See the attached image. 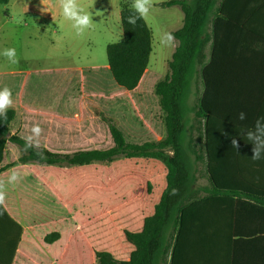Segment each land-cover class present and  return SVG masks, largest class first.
<instances>
[{
  "label": "rangeland",
  "instance_id": "1",
  "mask_svg": "<svg viewBox=\"0 0 264 264\" xmlns=\"http://www.w3.org/2000/svg\"><path fill=\"white\" fill-rule=\"evenodd\" d=\"M12 1L0 5V53L15 48L19 63L13 65L0 54V71H21L50 98L60 87L67 91L73 79L66 98L35 96L27 108L20 107L19 112H24L15 122L16 128L20 125L28 136L32 127L39 125V143L62 153L113 145L98 112L113 117L119 127L121 123L122 131L133 140L127 138L129 142L143 143L160 134L162 110L154 91L157 82L153 88L128 93L114 83L107 67L108 44L123 38L121 5L123 1L132 5L133 0H78L94 22L82 36L64 19L58 0H53L56 15L46 17L22 13L17 0ZM167 1L153 0L145 19L153 35L150 67L157 75L168 72L175 49L163 47L159 37L178 29L183 20L179 6H163ZM12 158L10 148L6 162ZM17 165L14 169L22 179L14 185L6 182L8 216L0 215V248H14L22 234L42 242L47 235L60 232L61 238L79 240L81 255L70 259L77 264H92L93 251L111 244L102 238H110L114 245L124 240L126 226L137 224L150 213L166 186L165 168L144 159L64 167Z\"/></svg>",
  "mask_w": 264,
  "mask_h": 264
},
{
  "label": "trees",
  "instance_id": "2",
  "mask_svg": "<svg viewBox=\"0 0 264 264\" xmlns=\"http://www.w3.org/2000/svg\"><path fill=\"white\" fill-rule=\"evenodd\" d=\"M8 1L0 0V5ZM163 6H179L183 21L171 32L178 46L168 62V72L154 89L165 130L160 140L129 142L113 117L98 112L111 134V147L62 153L40 146L24 151V139L11 131L16 110L10 107L8 119H0V173L7 169L3 158L8 142L17 145L19 162L24 164L64 167L145 158L157 159L165 165L166 187L154 213L144 218L141 231L124 230L127 242L134 247L130 258L121 260L109 251H95L97 264H181L182 253L187 252L194 230L206 228L209 220L230 215L232 210L234 215L239 214L240 204L264 212V194L233 189L216 176L219 168L213 147L214 140L222 138L224 123L243 126L252 123H238L229 116L234 102L229 84L240 78L242 64L251 58L247 55L242 60L237 58L241 55L239 47L251 44L255 37L243 29V14L245 19L252 18L259 4L257 0H170ZM132 14L131 5L123 1L120 13L123 38L106 48L114 83L125 91L137 88L153 52L151 28L145 19L138 20L135 26L128 24ZM37 153H43V158ZM234 197L237 198L234 209L222 212L221 207H227ZM60 237L59 232H53L44 241L51 244Z\"/></svg>",
  "mask_w": 264,
  "mask_h": 264
},
{
  "label": "crops",
  "instance_id": "3",
  "mask_svg": "<svg viewBox=\"0 0 264 264\" xmlns=\"http://www.w3.org/2000/svg\"><path fill=\"white\" fill-rule=\"evenodd\" d=\"M257 2L259 7L250 16L252 18L245 19L246 16L243 14L244 19L242 21L244 26V28H242L254 34L255 37L251 39V44L239 47V53L241 55L237 56L239 60H242L244 55L251 58L249 61L242 64L240 78L235 80L234 83L229 84L231 95L234 98V102L231 103L232 107L229 116L238 123L240 121H248V124H250V122L252 123L247 126L224 123V128L220 133L222 138L215 139L213 147L215 159L219 168L216 176L219 179L224 180L226 183H230L233 189L251 194L263 195L264 159L254 161L251 158L253 143L248 141L244 136L248 131L255 132L257 121H259L260 126L264 128V0H257ZM11 3L14 2L9 0L8 3L4 5L7 6ZM16 7L21 9L20 11L25 14L31 13L37 14L38 16L43 15L45 17L56 15L54 13L55 2L53 0H24L22 4H18L17 0ZM209 53L210 44L208 46V54ZM107 67L109 69L108 64ZM78 70L82 71V69ZM165 74L166 73L163 75V73H161L157 75L149 65L137 88L133 91H126H128V93H134L141 87L151 86L153 88V85L161 80ZM71 75L72 74L67 75L68 78H70ZM71 82H73V79L68 82L67 91L60 87L57 90L59 93L51 98L61 97L62 95L66 98V95H69L72 90ZM4 87L11 89V98L13 100L12 107L16 110V117L11 123V131L12 133H17L25 137L23 127L21 129L20 125L18 128L14 126L19 116L23 115L24 112L23 109L19 112L20 107L27 108L28 104L31 103L35 96H42V98L44 97L45 99L51 98L46 97L47 94L45 92H39L40 90L39 87H36V83L33 84L21 71H0V89ZM241 112L245 113L244 120L238 118V114ZM120 126L122 127L123 125L120 123ZM161 126L160 134L157 135V137L152 136L146 140H160L165 133L163 121H161ZM125 136L128 140L133 141L129 137V134L126 133ZM233 138L239 140V150L232 147L231 140ZM40 146L44 145L40 144ZM10 148L13 158L6 162V153ZM261 155L264 156V151L261 152ZM19 158L20 150L17 145L8 142L3 158V165L6 166L7 169L0 173V180L5 182L6 194L8 190L6 182L8 180L7 176L10 175V170L16 168L18 166L17 163L21 165L32 164L21 163L19 162ZM131 159H144L150 161V163H153L155 166H159L160 169L165 168L166 170L165 165L157 159ZM201 183H205V181L202 180ZM161 194L155 198V205L159 202ZM234 200L236 201L237 198L234 197L233 201L229 202L230 204H228L227 207H221V209H223L222 212H225L224 209H234ZM240 200L247 201V199ZM155 205L151 212L143 216L137 224L126 226L125 230L133 232L141 231L144 218L154 213ZM240 205H242L240 206L241 208H237L240 210L239 214L234 215V210H232L230 215H219V218L209 220L206 228L194 230V234L191 237L193 238L191 239L192 242L186 247L187 252L182 253L181 264H264V212L251 210L252 208H248L249 206L245 204ZM0 211H3L5 217L8 216L7 206L6 210H4V207H0ZM21 236L22 238L18 239L14 248H0V264H77V262H72L70 259L77 258L81 255V245L77 238L60 237L59 240L49 244L45 241L37 242L35 241L36 238H25L23 234ZM102 239L113 244L111 246L109 243L107 244L108 246L102 249L94 250V259L95 251L103 250L111 252L117 259L128 260L130 258L134 247L127 242L125 236L123 238L124 240L120 241L118 244L115 243V245L113 241L109 240L110 238ZM87 240L88 242H86V245L88 246L90 239L87 238ZM92 264H97L96 259H92Z\"/></svg>",
  "mask_w": 264,
  "mask_h": 264
},
{
  "label": "clouds",
  "instance_id": "4",
  "mask_svg": "<svg viewBox=\"0 0 264 264\" xmlns=\"http://www.w3.org/2000/svg\"><path fill=\"white\" fill-rule=\"evenodd\" d=\"M60 8L62 9V15L66 21L71 22L72 28L75 30L77 36H82L88 29L92 28L94 22L92 15L84 10L79 4L78 0H58ZM153 7V0H133L131 5L133 14L127 19V23L135 26L137 21L140 19H146ZM160 44L163 47L174 48L178 46L174 35L170 32H163L159 37ZM7 60L15 65L19 63V58L17 57V52L15 48L4 49L2 53ZM12 92L8 87L0 89V119L7 120V110L13 106ZM240 120L245 119V113L241 112L238 114ZM42 129L39 125H34L31 129V135L22 137L24 139V151H28L32 148H39V137L41 135ZM248 141L253 143L251 158L254 161L264 159L261 152L264 151V128L256 122L255 132L248 131L244 135ZM231 145L233 148L239 150L240 143L237 138L231 140ZM41 158H43V153H37ZM22 179V175L16 169L10 170V175L8 177L7 183L14 185ZM172 194H176V190L173 189ZM6 192H5V182L0 180V207L5 206ZM3 212H0L2 215Z\"/></svg>",
  "mask_w": 264,
  "mask_h": 264
}]
</instances>
